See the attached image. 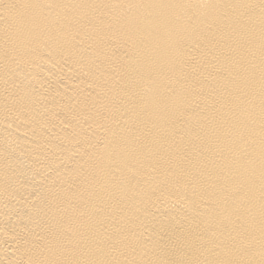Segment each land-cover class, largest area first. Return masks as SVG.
<instances>
[{"label":"bare ground","instance_id":"bare-ground-1","mask_svg":"<svg viewBox=\"0 0 264 264\" xmlns=\"http://www.w3.org/2000/svg\"><path fill=\"white\" fill-rule=\"evenodd\" d=\"M0 264H264V0H0Z\"/></svg>","mask_w":264,"mask_h":264}]
</instances>
